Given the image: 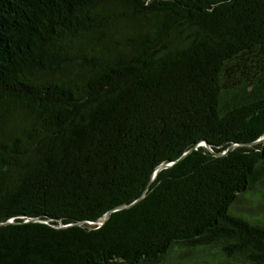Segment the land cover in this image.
Returning <instances> with one entry per match:
<instances>
[{
  "label": "trees",
  "instance_id": "1",
  "mask_svg": "<svg viewBox=\"0 0 264 264\" xmlns=\"http://www.w3.org/2000/svg\"><path fill=\"white\" fill-rule=\"evenodd\" d=\"M263 136L264 0H0V264H264Z\"/></svg>",
  "mask_w": 264,
  "mask_h": 264
},
{
  "label": "rangeland",
  "instance_id": "2",
  "mask_svg": "<svg viewBox=\"0 0 264 264\" xmlns=\"http://www.w3.org/2000/svg\"><path fill=\"white\" fill-rule=\"evenodd\" d=\"M232 210L250 216L264 217V184L258 185L256 190L245 191L239 195ZM231 207H230V211ZM168 264H243L242 259L228 260L213 250L201 252L184 251L174 254Z\"/></svg>",
  "mask_w": 264,
  "mask_h": 264
},
{
  "label": "water",
  "instance_id": "3",
  "mask_svg": "<svg viewBox=\"0 0 264 264\" xmlns=\"http://www.w3.org/2000/svg\"><path fill=\"white\" fill-rule=\"evenodd\" d=\"M260 141H264V136H263L262 138L258 139L256 142H260ZM202 145L208 147V146H209V143L206 142V141H202ZM194 148H195V147H193L192 149H194ZM192 149H191V150H192ZM191 150H190V151H191ZM190 151L184 153L179 159H177V160H175V161H168V162H165V163H162L161 165H159V166L156 168L155 172L153 173V175H152V179H151V181L149 182V184H148V186H147V189L150 187L151 182L154 180V178L156 177L157 173H158L160 170L165 169V168H167V167H170V166L173 165L175 162H177V161H179L180 159H182L183 157H185ZM221 154H223V153L215 152V155H216V156H219V155H221ZM142 198H143V195L140 196V197H139L137 200H135L134 202H132L130 205L135 204L136 202L140 201ZM130 205H128V206H130ZM128 206H127V205H124V204L119 205V206H117V207L111 209L109 212H107V213L103 216V219H99V220L92 221V222H93V223H94V222H96V223H99V222L103 223V222L107 219V217L109 216V214H111V213L114 212V211L124 209V208H126V207H128ZM8 222H12V220H9Z\"/></svg>",
  "mask_w": 264,
  "mask_h": 264
},
{
  "label": "clouds",
  "instance_id": "4",
  "mask_svg": "<svg viewBox=\"0 0 264 264\" xmlns=\"http://www.w3.org/2000/svg\"><path fill=\"white\" fill-rule=\"evenodd\" d=\"M201 145H202V142H201ZM102 219H103V218H102ZM90 223H91V224H103V223H101V222H99V223L94 222V223H93L92 221H90Z\"/></svg>",
  "mask_w": 264,
  "mask_h": 264
}]
</instances>
